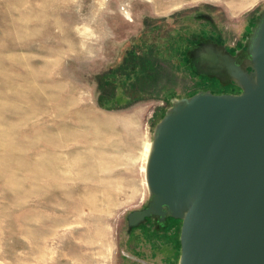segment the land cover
Wrapping results in <instances>:
<instances>
[{
	"label": "rangeland",
	"instance_id": "obj_1",
	"mask_svg": "<svg viewBox=\"0 0 264 264\" xmlns=\"http://www.w3.org/2000/svg\"><path fill=\"white\" fill-rule=\"evenodd\" d=\"M263 12L264 0H0V264H178L180 222L162 238L127 221L149 202L145 144L173 103L240 92L191 53L248 66Z\"/></svg>",
	"mask_w": 264,
	"mask_h": 264
},
{
	"label": "water",
	"instance_id": "obj_2",
	"mask_svg": "<svg viewBox=\"0 0 264 264\" xmlns=\"http://www.w3.org/2000/svg\"><path fill=\"white\" fill-rule=\"evenodd\" d=\"M247 51L253 85L235 96L197 92L155 128L146 168L155 199L127 220L186 208L179 264H264V13Z\"/></svg>",
	"mask_w": 264,
	"mask_h": 264
},
{
	"label": "flooded vegetation",
	"instance_id": "obj_3",
	"mask_svg": "<svg viewBox=\"0 0 264 264\" xmlns=\"http://www.w3.org/2000/svg\"><path fill=\"white\" fill-rule=\"evenodd\" d=\"M207 48H208L207 45H203L199 47L198 49H195V51L191 53L192 58H193L194 69L198 71L199 73H202L205 76L216 78L220 83L229 84L232 87L237 88V86L231 80L226 78L227 76L226 71L222 70V68H225L224 62L220 58V55L217 56L215 54L216 50L210 49L209 51L214 53V56H213L210 52L209 53L206 52ZM237 63L239 62L237 61ZM222 94H232V93H222ZM150 200L151 198L149 197V201ZM163 209L166 211V214H167L166 215L167 217H165L164 219H161L160 215L153 214L152 216L146 217L144 220H141L137 224L131 225V226H140V225L142 226L143 225V227H145L146 229L150 228V230L157 232L156 234L159 235V237H162V238L165 237L164 233L167 230L172 229L174 227V224L178 222H180V225H181V220L173 218L172 216L169 215L168 211L165 208ZM179 232H180V229H179ZM171 243L174 244L172 237L169 239L168 244H171ZM168 255L171 256V253H169ZM168 255L167 256L165 255L166 257L164 256L166 260H169L168 258H170Z\"/></svg>",
	"mask_w": 264,
	"mask_h": 264
},
{
	"label": "bare ground",
	"instance_id": "obj_4",
	"mask_svg": "<svg viewBox=\"0 0 264 264\" xmlns=\"http://www.w3.org/2000/svg\"><path fill=\"white\" fill-rule=\"evenodd\" d=\"M254 31H255V28L253 29V31L251 33V36L254 34ZM220 58L224 62L225 68H222V70L226 71V74H227L226 78L231 80L240 89V93L243 92V89H245L246 86H248L249 84L253 85L255 83V81H256L255 74H254L255 70H254V68H251V67H253V63H252L251 57H250V60H248L246 62V64H248V66H247L245 64L237 63V61L229 53H227L225 50L222 49V51L220 53ZM233 64L236 67L239 68L240 72L246 78H244V77L238 78V77H236L234 75V70L235 69H234ZM246 66L250 67L251 70L250 71L247 70ZM232 67H233V69H232ZM207 92H209V91H203L202 93H207ZM209 93H211V92H209ZM237 94H239V93H237ZM226 95L235 96L234 94H226ZM183 101H184V99L179 100L176 103H173V105H172V107L170 108L169 111H171L173 108H175L176 104L182 103ZM155 134L156 133L154 132L153 138L151 139V141L149 143L145 144V147H144L143 157H144L145 163H144V166H143L142 170L145 172V174L147 173V169H146L147 168V164H148L149 158H150L151 153H152L153 148H154V137H155ZM146 185L148 187L149 197L151 198V200L155 199V194L150 189V186L148 184L147 178H146ZM163 208H165L168 211L169 215L172 216V217H173L172 213H174V214L178 213V212H174V211H172V213H170V211L167 209L166 206H163ZM186 212H187L186 208H181L179 210L180 217H175L174 216L173 218L180 219L181 222H182V220L184 219V217L186 215ZM179 260H180V256H179ZM178 264H179V261H178Z\"/></svg>",
	"mask_w": 264,
	"mask_h": 264
}]
</instances>
